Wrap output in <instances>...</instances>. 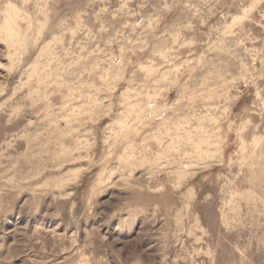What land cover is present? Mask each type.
<instances>
[{
	"label": "rangeland",
	"instance_id": "obj_1",
	"mask_svg": "<svg viewBox=\"0 0 264 264\" xmlns=\"http://www.w3.org/2000/svg\"><path fill=\"white\" fill-rule=\"evenodd\" d=\"M0 264H264V0H0Z\"/></svg>",
	"mask_w": 264,
	"mask_h": 264
}]
</instances>
